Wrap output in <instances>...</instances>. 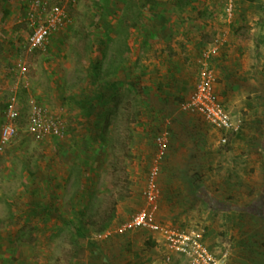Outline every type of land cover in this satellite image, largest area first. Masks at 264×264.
Wrapping results in <instances>:
<instances>
[{"label": "rangeland", "instance_id": "374dc122", "mask_svg": "<svg viewBox=\"0 0 264 264\" xmlns=\"http://www.w3.org/2000/svg\"><path fill=\"white\" fill-rule=\"evenodd\" d=\"M29 1L0 0V71L6 72L0 77V138L11 88H18L19 100L16 136L0 154V256L8 253L10 233L16 232L20 264H123L124 252L135 261L136 252L148 264H191L181 255L177 256L181 260L174 261L177 258L166 249L161 232L151 228L114 235L99 240L102 248L93 247L97 232L90 229L87 237H80L77 214L81 207L88 208V214L105 208L110 194L116 198L126 183L131 194L118 203L110 228L144 208L143 189L156 138L167 132L169 147L161 164L156 224L166 229H201L203 224L193 223L194 219L185 223L173 219L202 209V201H194L192 192H186L187 166L191 172L199 171L196 181L201 184L210 141L220 140L201 115L185 108L201 80L206 47L181 43L172 47L154 37L138 40V30L130 29L155 21L154 14L138 11L157 4L177 6L185 23L191 24L187 28L193 36L200 35L203 26L209 27L205 30L211 36L220 22L235 16L227 14V0H51L66 6L71 22L37 50L29 48L30 30L24 21ZM250 2L236 0L234 7ZM129 39L132 46L126 43ZM129 56L133 60L126 63ZM94 61L100 62L101 83L91 78ZM114 79L122 82L102 98V83ZM26 82L30 83L27 88ZM34 107H42L61 133L45 137L32 133L29 119ZM238 130L228 135L230 141ZM226 144L220 145L228 148ZM188 153H192L189 158ZM89 188L91 198L85 195ZM174 188L184 189L179 191V206L167 201ZM195 202L199 203L196 209ZM52 203L57 212L42 206ZM233 231H237L236 223L223 232ZM252 244L258 253L241 262L235 258L234 264H264L262 250ZM137 248L143 250L137 252Z\"/></svg>", "mask_w": 264, "mask_h": 264}, {"label": "crops", "instance_id": "0c3cea01", "mask_svg": "<svg viewBox=\"0 0 264 264\" xmlns=\"http://www.w3.org/2000/svg\"><path fill=\"white\" fill-rule=\"evenodd\" d=\"M250 1L251 5L246 7L236 6L234 18L225 24L220 22L219 26L212 30L211 36V31L205 30V28L209 29L207 26L202 27L200 35L197 33L193 36L187 28L191 27V24L185 23L177 6L174 9L172 6L157 7L156 4L151 5L149 9L142 8L138 12L142 15L154 14L155 21L149 25L140 22L136 28H131L129 24L131 31L138 30L140 37L138 40L154 37L158 42L164 41L165 44L170 42L172 47L180 46L181 43L215 51L211 57L210 68L217 79L216 92L226 110L234 118L239 130L231 141L228 138V148L224 146L222 148L220 144L224 132L215 129L204 120L213 129L212 132L220 136V140L210 141L208 155L205 153L208 164L203 167L202 183L196 181L199 171L191 172L188 165L186 171L190 181L185 187L186 192H192L194 201H202L203 207L197 211L199 203L195 202L192 205L196 209L194 213L188 215L179 213L173 221L179 220L185 223L194 219L193 223H202L200 228L204 230L205 243L218 254L227 255L226 263L230 258L229 264H234L235 258L241 262L245 256L255 254L252 243L256 240H258L257 249L262 250L264 255L262 245L264 243V6L261 5L263 3L261 0H255L254 3H252L254 0ZM220 19L223 20L222 16ZM152 31L156 33L155 36L152 35ZM126 43L132 46L131 39ZM139 44L144 45L143 41ZM132 60L130 57L125 61L130 63ZM2 72L1 78L6 73L4 70ZM191 154L188 153L187 157L189 158ZM180 190L183 192L184 189H172L171 198L167 199L168 204L174 206L181 204ZM241 216H245V219ZM235 223L237 231L229 234L223 232L227 225ZM16 238L17 233L11 232L8 242L10 248L8 253H2L4 256H0V264H20L16 251L18 246ZM165 245L167 249L168 246ZM159 247H156V251L160 252ZM136 250L138 252L143 249ZM167 250L177 258L174 261L178 262L182 259L177 257L181 254L169 248ZM124 254L123 264H135L137 261H140L138 264H148L143 262L141 255L136 252H134L136 261L130 259L127 252ZM184 259L189 261L186 257ZM235 264L239 263L235 262Z\"/></svg>", "mask_w": 264, "mask_h": 264}, {"label": "built area", "instance_id": "2783aa9c", "mask_svg": "<svg viewBox=\"0 0 264 264\" xmlns=\"http://www.w3.org/2000/svg\"><path fill=\"white\" fill-rule=\"evenodd\" d=\"M234 1L227 0L226 11L229 16L234 12ZM24 21L29 30V48L31 50L44 49L52 37L65 30L71 22V15L63 4L51 0H30L25 9ZM215 51L205 49L202 55L204 71L195 91L191 94L185 108L203 117L215 129L224 132L222 143L228 142L227 134L237 130L234 118L226 110L216 92V77L210 68L211 57ZM30 83L26 82L25 87ZM10 97L4 111V123L0 138V154L4 145L14 139L17 133L16 121L19 115L18 88L10 89ZM29 130L39 137L58 135L60 127L49 120L42 107H34L30 114ZM156 153L149 170L143 199L145 207L133 213L129 219L116 228H109L96 236L97 240H106L114 235H124L141 229H154L161 232L170 250L186 257L191 264H226L227 255L217 257L204 240V230L161 228L156 224V214L161 198L159 179L161 164L167 155L169 134L164 132L156 138Z\"/></svg>", "mask_w": 264, "mask_h": 264}, {"label": "trees", "instance_id": "16d2710c", "mask_svg": "<svg viewBox=\"0 0 264 264\" xmlns=\"http://www.w3.org/2000/svg\"><path fill=\"white\" fill-rule=\"evenodd\" d=\"M110 67L112 69L111 63H110ZM92 70H93V74H91V78H94L99 83H101L102 75H101V71H100L101 66H100L99 61H94V63L92 64ZM105 79H106V77L103 78L102 81H104ZM121 82H122L121 79L120 80L114 79L113 81H110L107 83L103 82L102 83V92L100 93V96H102V98H103L105 96L106 92L116 91L117 85H119ZM98 161L99 160H97V158L94 159V161H93L94 165H97ZM86 165L87 164H85L84 166H86ZM119 190H120V192L118 193V196L115 198L113 195L110 194L111 201L109 202L108 206H105V208L98 210L95 214H91V213L88 214V208L81 207L79 209L78 214H77V217L79 220H78V224L76 226V231L80 237H87V235L91 232L90 229H93L94 231L97 232V234H99V233L106 232L111 227V224L113 223V221L117 215L118 203L120 201L128 198L131 194V191L128 190L127 183L125 185H123L122 187H120ZM90 192H91V188H89L85 192V195L88 198L89 197L91 198L93 196V193L92 192L90 193ZM42 206L44 207L45 210H49V212H51V211L57 212L58 211L57 205L55 203L48 204V205L42 204ZM104 241H106V240H104ZM256 241H254V243H256L254 245L258 244V240H256ZM98 242L100 243L99 240L93 242V244H92L93 247L98 246V247L102 248V246H99L100 244ZM152 245H153V243H152ZM262 245L264 246V243Z\"/></svg>", "mask_w": 264, "mask_h": 264}]
</instances>
